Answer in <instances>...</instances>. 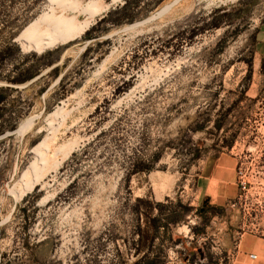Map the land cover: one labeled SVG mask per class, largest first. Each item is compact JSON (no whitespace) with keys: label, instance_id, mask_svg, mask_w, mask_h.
<instances>
[{"label":"rangeland","instance_id":"obj_1","mask_svg":"<svg viewBox=\"0 0 264 264\" xmlns=\"http://www.w3.org/2000/svg\"><path fill=\"white\" fill-rule=\"evenodd\" d=\"M92 1V38L29 48L18 35L49 0H0V50L19 49L0 55L13 88L0 104V264H264L234 254L264 244V0H144L118 25L104 17L125 0ZM58 49L31 80H4ZM34 161L44 175L17 200ZM139 198L163 213L145 259Z\"/></svg>","mask_w":264,"mask_h":264},{"label":"bare ground","instance_id":"obj_2","mask_svg":"<svg viewBox=\"0 0 264 264\" xmlns=\"http://www.w3.org/2000/svg\"><path fill=\"white\" fill-rule=\"evenodd\" d=\"M49 4V9L34 18L18 35L24 46L29 48L36 46L49 48L55 44L66 43L83 33V31H86L97 13V9L94 7L92 0L87 1L83 5H80L78 0H49ZM77 11L85 14L86 17L83 20H77L75 15ZM133 25L135 24L131 26ZM57 112L58 110H53L49 115H56ZM31 124L29 119L18 125L12 133L22 136L31 129ZM45 136L36 144V148L39 151L47 147ZM37 163V161L32 162L22 176V186L17 189V200L25 190H30L38 183L42 175H44L43 169L45 167L42 165L41 171L38 172Z\"/></svg>","mask_w":264,"mask_h":264},{"label":"trees","instance_id":"obj_3","mask_svg":"<svg viewBox=\"0 0 264 264\" xmlns=\"http://www.w3.org/2000/svg\"><path fill=\"white\" fill-rule=\"evenodd\" d=\"M146 2L144 0H125L124 3L116 8L114 11H110L106 14L104 17V20H108L113 24H121L123 22H132L137 17L140 10H142L145 6ZM229 17L225 14L222 15H214L211 18L210 25L213 27H218L223 21H226V18ZM101 21V20H100ZM95 27L92 26L85 32L84 39L92 38L90 31L93 30ZM191 32H194L192 30ZM10 51L17 52L19 51L16 44L13 42H8L6 46L1 48L0 55H5V53H9ZM89 51V47L86 48L85 52ZM61 52V49L55 50L53 52H46L41 54L36 58V63L33 65H29L23 68H18L16 70V74L12 77H6L4 80L6 82L17 84V83H24L29 80H31L33 77H35L39 73V68L43 66H51L57 60L59 59V54ZM13 90V88H5L0 87V104L1 102L7 97V92ZM221 127V122L216 123V128L219 129ZM14 125L9 126V129H13ZM4 127L2 126V122L0 120V134L3 132ZM136 206L141 211L139 214L144 215L145 218V226L144 228H141L139 230V244L137 246V252H142L144 254V259L147 258L148 252L153 251V241L156 238V231L158 227V217L161 216L163 213L159 212V216H151V210L155 206L156 208L159 206L157 203H153L147 200L143 199H137L136 200ZM207 210L205 208H201L198 211L199 215H202L203 213H206ZM163 218L165 216H162ZM167 222L163 224L162 226L166 227L168 229V223H171L172 221L168 218ZM195 233L197 232H203L202 228L193 229ZM153 259H148L146 264H153Z\"/></svg>","mask_w":264,"mask_h":264},{"label":"crops","instance_id":"obj_4","mask_svg":"<svg viewBox=\"0 0 264 264\" xmlns=\"http://www.w3.org/2000/svg\"><path fill=\"white\" fill-rule=\"evenodd\" d=\"M255 54L256 55H262L264 53V23L261 24V26L258 28L256 34H255ZM214 174V175H213ZM211 177H217L219 180L223 174L218 169L214 170ZM168 230V229H167ZM226 250L231 251L232 249L227 245ZM235 249V248H234ZM248 254V253H258L259 256H261L262 259H264V244L260 245H250L246 242L240 241L237 245V250H234V254L238 256L239 254ZM257 257V255H256Z\"/></svg>","mask_w":264,"mask_h":264},{"label":"built area","instance_id":"obj_5","mask_svg":"<svg viewBox=\"0 0 264 264\" xmlns=\"http://www.w3.org/2000/svg\"><path fill=\"white\" fill-rule=\"evenodd\" d=\"M241 185H242V188H244V183L243 182H241ZM227 258H229V252L227 251ZM248 257L250 258V259H256V254H254V253H249L248 254Z\"/></svg>","mask_w":264,"mask_h":264},{"label":"flooded vegetation","instance_id":"obj_6","mask_svg":"<svg viewBox=\"0 0 264 264\" xmlns=\"http://www.w3.org/2000/svg\"><path fill=\"white\" fill-rule=\"evenodd\" d=\"M202 208H204V207H202Z\"/></svg>","mask_w":264,"mask_h":264}]
</instances>
